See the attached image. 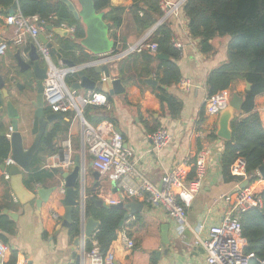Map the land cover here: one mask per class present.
<instances>
[{
  "label": "crops",
  "instance_id": "0c3cea01",
  "mask_svg": "<svg viewBox=\"0 0 264 264\" xmlns=\"http://www.w3.org/2000/svg\"><path fill=\"white\" fill-rule=\"evenodd\" d=\"M172 1L174 3L183 2L179 16L170 17L163 23H161V17L156 25L160 27L168 23L172 30V42L180 52L177 65L180 69L181 80L178 84L168 88L159 84V87L154 88L146 83L151 78L158 82L157 74L161 60L157 57L159 54H157L158 52L152 53L147 49L141 52L132 51V49L141 43H152L150 38L158 27L153 34L150 32L156 25L143 34L138 32L134 17L130 13L133 0H110L112 7L126 10L122 26L116 31L118 41L116 51L108 56H94L92 62L77 65L81 70L97 60L103 59L100 62L111 60L108 63L111 78L119 79L124 87V93L117 96L103 93L99 86L94 91H77L82 97L94 92L108 97L110 109L96 107L95 115H91L92 121H87L85 117L84 119L105 136L112 133H119L123 136L125 146L131 153L130 160L137 171L136 174L125 178L126 184L139 189L145 179L151 184L159 186L167 173H170L178 165H182L187 159L193 162L200 153H204L207 157L206 178L202 190L188 210L187 219L190 229L184 235L178 234L175 222L163 208H154L140 199L125 201L126 203H139L143 208L140 213L132 216L124 224V228L129 231L130 236L136 242V248L128 251L119 241H115L110 247L109 251L114 254L116 264H152V258L155 264H206L205 251L197 245V240L198 238L207 239L210 229L222 223L227 211V203L221 197L235 193L245 182L232 175H224L222 155L227 141L217 136L219 117L209 116L206 113L207 78L212 70L228 60L227 46L230 39L229 37L213 39L211 43L214 52L203 54L200 51L199 40L194 39L189 33L188 20L183 11L187 0ZM50 2L57 3L56 1ZM4 18H0V43L7 42L9 48L6 55L0 57V71L9 82L11 100L21 116L19 132L23 137L24 149L27 150L33 145L36 137L32 134L35 113L32 102L36 99V93L29 91V87L21 78L15 77L13 82L26 86L25 91L12 84L11 79L12 74L17 72L15 69L17 51L21 50L24 55H28L34 41L27 37L22 46L12 45L13 33L6 26ZM62 28L70 31V37L74 35L71 32L73 27L64 25ZM41 35L49 40L52 49H56L60 53V45L66 38L47 29ZM40 42L42 43L41 40ZM87 53L91 55V53ZM51 56L56 65L63 64L64 67H67L52 51ZM95 67L87 71L88 77L92 80H98L94 76ZM79 81L76 74H71L66 79L70 88ZM183 82H188V86H181ZM159 90L167 91L182 102V111L179 117L171 118L168 112L162 111L158 98ZM246 92L247 83L238 81L224 93L231 101L235 94L244 99ZM6 103L4 101L5 108ZM87 108L83 109V116ZM48 109L49 114H52L51 109ZM255 112L260 114L264 127V94L256 97ZM239 113H234V117ZM62 115V118L48 125L42 137L43 140L49 131L57 129L58 135L54 140L57 152L52 154L49 150L41 149V140L39 150L31 165V172L23 173V183L29 191L38 193L41 189H54L48 200L43 202L41 207L37 205L36 201L22 204L15 196L11 187V178L9 179L12 197L6 202L10 209L4 210V214L8 215L16 226L13 234L0 231V234L8 239L7 253L0 264H9L14 252L17 253V264H75L76 260L73 258L75 252L78 257L82 258V247L79 249L75 247V240L82 236V224L78 237L70 235V228L62 227L66 214V208L62 204L66 195V182L63 175L75 170L77 158H80L85 165V209L88 199L91 200L95 197L107 203L111 198L119 199L121 197L123 192L121 182H114L108 176L103 175L97 178L94 168L89 167L93 160L92 155L84 151L81 119L77 118L75 113ZM0 123L6 136L12 127L6 111L4 114H0ZM161 128L172 135V142L162 154L157 155L152 150L150 135ZM68 146L71 149L74 164L62 167L59 164L68 155ZM9 158H12V151ZM186 171L188 178H192L194 169L190 167ZM256 176L258 180L250 182L246 187L261 194L264 192V180L260 176ZM3 193L4 187L0 184V199H2ZM75 200L81 203V195H75ZM75 211L78 212L81 223L82 208L78 206L74 208L73 213ZM84 222L86 224V219ZM164 233L168 234L170 240L166 248L168 252L164 247ZM158 253H160V259ZM85 260L87 264H90L89 257L86 256Z\"/></svg>",
  "mask_w": 264,
  "mask_h": 264
},
{
  "label": "trees",
  "instance_id": "16d2710c",
  "mask_svg": "<svg viewBox=\"0 0 264 264\" xmlns=\"http://www.w3.org/2000/svg\"><path fill=\"white\" fill-rule=\"evenodd\" d=\"M16 2H18V11L23 16L38 17L40 21L56 29L64 25L73 27L75 28L74 39L80 40L85 37L80 22L76 21L67 6L60 2L0 0V18L7 17ZM160 2V0H133L130 13L134 17L139 33L147 32L160 20L163 15ZM94 3L98 13L109 10L105 20L112 23L110 36L117 43L116 31L122 26L126 10L112 7L110 0H94ZM183 11L188 20L189 33L194 39L199 40L200 51L203 54L214 52L211 43L213 39L217 37L230 39L227 46L228 60L212 70L207 78L208 98L229 90L238 81L251 85L244 96L240 113L231 121L230 129L233 137L225 144L222 168L224 175L229 176L231 165L238 158H244L248 164L250 182H255L258 177L252 175V172L257 171L264 164V127L260 114L255 112V99L264 94V0H187ZM172 39L173 33L168 23L158 27L150 38V42L158 44L157 54L169 58V60H160V69L157 74L159 84L167 88L178 84L181 80L177 65L180 52L174 46ZM64 40L59 50L64 59L76 65L87 64L94 60L95 57L89 55L73 40L69 38ZM158 98L164 113L168 112L171 118L179 117L182 102L177 97L165 90H159ZM96 111V107L88 106L84 111L85 119L91 122V115H95ZM57 135V129L49 131L41 142V149L44 148L55 154L57 151L54 140ZM10 153L11 143L6 138L3 127L0 126V158L6 161ZM0 184L4 187V193L0 199V231L13 234L16 225L8 215L4 214V210L10 209L6 203L12 197L10 182L1 169ZM260 195L263 200L262 207L251 209L241 216L242 236L247 242L245 253L254 255L250 264H264V192ZM85 212L87 218H93L99 222L95 235L86 241V252H91L93 242L96 241L99 253L105 256L117 240L127 210L98 207L88 199ZM80 225L79 214L75 211L69 229L72 237L80 235ZM0 241L4 245L8 244V239L3 234H0ZM16 257L17 253L14 252L9 264H17ZM152 264H155L153 258Z\"/></svg>",
  "mask_w": 264,
  "mask_h": 264
},
{
  "label": "built area",
  "instance_id": "2783aa9c",
  "mask_svg": "<svg viewBox=\"0 0 264 264\" xmlns=\"http://www.w3.org/2000/svg\"><path fill=\"white\" fill-rule=\"evenodd\" d=\"M161 10L163 12L161 23L167 21L170 17H178L183 2L174 3L172 0H160ZM6 26L12 31V45L22 46L26 38L33 39L34 45L48 66L47 79L44 81V100L48 108L53 113L68 114L75 113L80 118L83 126V144L84 151L94 157L92 166L100 175L108 176L114 182H121L123 192L119 199H109L107 204L115 206L122 201L130 199H140L146 201L154 208H163L176 224L179 235L190 229L188 222V210L192 206L196 196L202 190L207 174V157L200 153L195 161L187 159L182 165L175 167L170 173H167L159 186L143 180L139 189L131 187L125 183V178L136 174L137 171L130 160V151L126 148L124 138L119 133L103 135V133L85 121L83 109L88 106L104 107L110 109L108 97L101 93H90L85 97L78 94L77 90L71 89L66 79L69 75L75 74L77 68L64 67L63 64L56 65L52 61L51 51L47 45L39 40V36L46 30V24L38 17H25L19 11L14 15H8L4 18ZM74 33L75 29L72 28ZM9 48L7 42L0 43V57H4ZM149 50L152 53L158 52V44L141 43L132 51ZM181 86H188V82H183ZM230 104L228 95L224 92L212 96L206 101V113L209 116H218ZM13 128L6 133V138L12 139ZM152 150L160 155L172 142V135L165 129H158L150 135ZM68 155L59 164L62 167L72 166L74 164L71 149L68 146ZM5 168L15 166L12 158H8ZM192 167L194 173L192 178H188L186 169ZM230 173L233 177L241 181H250L248 173V164L244 158H238L230 167ZM6 179L11 176L4 172ZM227 203V211L220 225L210 229V235L207 239L198 238L197 245L201 246L206 254V264H250L254 258L253 254H246V240L242 236L241 216L245 212L261 208L263 200L260 194L256 193L250 187H241L235 193L221 197ZM96 232V231H95ZM95 233L92 235L94 236ZM87 237L81 240L82 255L90 258V264H116L115 256L108 252L105 256L99 253L97 242H93V249L90 253L86 252ZM126 250L131 251L136 248V242L130 236V233L124 227L118 232L117 240ZM7 247L0 241V262L6 256ZM26 264V263H23ZM82 264H87L86 260Z\"/></svg>",
  "mask_w": 264,
  "mask_h": 264
},
{
  "label": "water",
  "instance_id": "95a60500",
  "mask_svg": "<svg viewBox=\"0 0 264 264\" xmlns=\"http://www.w3.org/2000/svg\"><path fill=\"white\" fill-rule=\"evenodd\" d=\"M60 2L67 6L68 10L72 13L74 19L82 25L85 37L77 40L73 36L70 37V31L64 28H54L53 26H46V29L51 32L57 33L62 38H69L73 40L77 45L81 46L86 52L91 53L94 57L108 56L116 51V41L110 36V29L112 23L106 22L105 16L109 10H104L100 13L96 11L94 0H49ZM18 9V2H16L9 11V15H14ZM156 25L150 34L157 29ZM43 44L47 45L51 49L52 53L56 54L57 58L62 60V62L68 68H76V64L70 60L63 59L62 55L58 53L56 49H52V44L49 40L45 38L44 35L39 36ZM158 59L168 60L167 56L157 55ZM16 60V73L12 74V84L24 91L26 86L20 83L13 82L15 77L21 78L29 87V91L36 93V99L32 102L35 108L34 119H33V129L32 134L35 135V141L30 149H24L23 137L19 132V122L21 116L18 110L15 108L10 94L9 82L2 76L0 71V114L7 112V117L11 121V126L13 128V134L11 139V151L12 159L15 162V166L11 168H5L4 160L0 158V169L6 171L11 176V187L15 196L22 204H28L32 201H36L39 207L42 206L43 202H46L52 193V190H40L38 193L29 191L23 183V173L31 172V165L35 154L39 150L40 142L42 140L43 134L49 124L63 117L62 114H49V109L45 104L44 100V81L47 79L48 66L42 60L40 54L38 53L36 45H31V50L28 55H24L21 50H18L15 55ZM101 59L100 61H102ZM95 61L86 65L83 69L76 71V76L80 79V83H74L71 88L74 90H89L94 91L98 86L105 94L111 96H117L124 93V87L119 79L113 80L111 78L110 68L108 63L111 60L105 62ZM96 66V67H95ZM99 66V67H97ZM94 68V76L98 80H92L88 77L87 71L90 68ZM146 83L154 88L159 87V83L154 81L152 78L147 80ZM164 89V87H161ZM251 85L247 83V91L250 90ZM4 101H6V108L4 107ZM243 104V97L235 94L229 106L224 109L219 115L218 131L217 136L225 141L232 140V131L230 129L231 121L234 118V113L240 112ZM0 126L2 124L0 123ZM94 160V157H92ZM89 167H93L92 163ZM252 175H258L264 180V164L258 168L257 171L252 172ZM100 174L96 171L95 177L99 178ZM63 178L65 179L66 195L62 204L66 208V214L63 219L62 227L70 228L72 224L73 211L74 208L80 206L82 208V236L75 240V247L79 249L82 247L81 240L83 237L90 238L99 226V222L93 218H86L85 212V199H84V189H85V165H83L80 158L76 159L75 170L72 173H64ZM250 181H245L243 188L248 186ZM81 195L82 201L79 203L75 200V195ZM38 198V199H37ZM96 206L104 208H125L127 210V215L121 223V227L124 226L125 222L129 220L132 216L140 213L143 206L136 202L126 203L122 201L118 205L110 206L104 201L92 198L91 199ZM86 219V224H85ZM163 242L165 251L168 252L167 245L170 243L168 234L164 233ZM83 253L85 252L81 248ZM160 259V253L157 254ZM73 258L76 260L75 264H82L85 260V255L78 257L77 253L73 254Z\"/></svg>",
  "mask_w": 264,
  "mask_h": 264
},
{
  "label": "flooded vegetation",
  "instance_id": "af4514ba",
  "mask_svg": "<svg viewBox=\"0 0 264 264\" xmlns=\"http://www.w3.org/2000/svg\"><path fill=\"white\" fill-rule=\"evenodd\" d=\"M50 49V48H49ZM51 51V50H50ZM39 53V52H38ZM78 66L76 65V68H77ZM80 69V68H79ZM76 73V72H75Z\"/></svg>",
  "mask_w": 264,
  "mask_h": 264
},
{
  "label": "rangeland",
  "instance_id": "374dc122",
  "mask_svg": "<svg viewBox=\"0 0 264 264\" xmlns=\"http://www.w3.org/2000/svg\"><path fill=\"white\" fill-rule=\"evenodd\" d=\"M24 82V81H23ZM25 91V90H24Z\"/></svg>",
  "mask_w": 264,
  "mask_h": 264
}]
</instances>
